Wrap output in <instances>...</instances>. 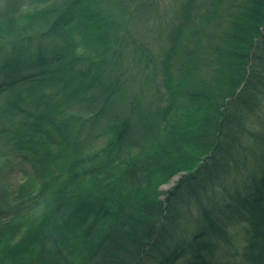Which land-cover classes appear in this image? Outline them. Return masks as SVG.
I'll return each mask as SVG.
<instances>
[{
  "label": "trees",
  "instance_id": "1",
  "mask_svg": "<svg viewBox=\"0 0 264 264\" xmlns=\"http://www.w3.org/2000/svg\"><path fill=\"white\" fill-rule=\"evenodd\" d=\"M84 1L0 0V185L18 162L24 178L0 196V238L23 246L19 220L56 203L76 248L111 216L107 233L78 259L50 224L29 222L24 264H264V0H178L156 89L120 49L155 0ZM184 171L164 200L138 191Z\"/></svg>",
  "mask_w": 264,
  "mask_h": 264
},
{
  "label": "rangeland",
  "instance_id": "2",
  "mask_svg": "<svg viewBox=\"0 0 264 264\" xmlns=\"http://www.w3.org/2000/svg\"><path fill=\"white\" fill-rule=\"evenodd\" d=\"M79 4H81V7H86L87 3L84 0H80ZM149 7L141 10V12H138L135 19L132 22H129L128 25L123 27V36L125 40V44L120 48L123 53H124V59L126 61V65L130 68L131 74L133 76H137L138 79H140L141 82H144L148 75L150 73L154 74V82L153 86L156 89L157 84L163 85V79L164 76L162 74V67L160 65V62L158 60L155 61V56L159 54L160 49L163 47L164 38L166 37L165 35H161V31L164 32L166 30L167 22L165 19L169 15V11L172 10V8L178 5V0H155L151 3H149ZM43 7V6H42ZM39 7H32L29 9H26L22 12L23 15L18 16L19 19L29 17L36 12H38L41 8ZM172 12V11H171ZM1 27V26H0ZM76 27V32L77 27L79 25H74ZM75 32V35L77 34ZM74 36V34H73ZM35 44L38 46H43L47 44V40L44 39L43 35L39 34L36 36V41ZM142 52L150 53L152 60L158 64L157 69H155L154 65L151 63L149 66H143L142 63L140 64V61L144 59H141L142 57ZM157 59V58H156ZM155 69V71H154ZM164 91V90H163ZM153 110L156 111L157 108V102H153L152 106ZM147 108V107H145ZM144 109V108H143ZM144 113V112H143ZM145 114V113H144ZM153 113V111L151 112ZM146 117L150 115V113L145 114ZM145 131L146 129L144 126H142L141 131ZM168 140V139H167ZM105 142H101L99 146H105ZM255 161H253V164ZM14 171L9 170L7 173V176L5 177V182H2L0 185V196H10L11 193L8 192V184L16 183V182H22L24 181V178L22 174H20L23 170L22 168V163L18 162L14 166ZM187 172H179L176 173L175 176H173L168 183L163 184L161 187L158 189H153V190H139L141 192H145L148 194L149 197L153 200H164L168 197V194L175 193L177 191L178 184L180 183L181 179L186 176ZM133 194L140 195L139 192L135 191ZM14 200V197L11 198ZM55 202H58V200H55ZM8 203L4 202L3 200L0 201V225L3 224L4 226V221L8 218L7 212H5L4 208L8 207ZM58 207V206H57ZM56 203L53 205H50L49 208L46 210V212H43L41 215H39L37 218L31 219V221H26V218H21L18 222V224H21L22 226H18L20 233L19 235L16 236L17 240L20 241V245L23 246H18L19 244H14L12 238V241L9 240L7 237H1L0 238V261H4L6 264H24L29 257L34 255V248H29L32 241L33 234L38 233V231H32L30 234L28 233V229L34 228V226L30 227L29 222H33V224L36 227H42V228H49V224L51 225L50 228H52V231L55 235V237L61 241V242H68L72 244L74 254L77 253V258L82 259L83 254H91L93 253L97 248L96 240L98 238H102L105 236L107 231L105 230V226L108 224L110 217L111 216H106L107 222L103 224V231L101 232L100 236L97 237L95 240H88L86 245L83 244L84 246H80L76 248L75 243H77V238L75 235H71L72 232L70 229H72L71 226L65 225L66 222L61 219L63 218L62 216H58L57 218L54 219V214L56 212ZM53 218V219H52ZM55 220L56 224L54 223L51 224L49 221ZM54 225V226H53ZM57 225V226H56ZM81 228L85 229L84 226ZM50 231V230H49ZM24 233L27 235H24ZM100 241V240H99ZM112 241V239L110 240ZM234 250L238 249L233 247ZM76 258H73V260H78ZM80 261H73V264H78ZM80 264H87L85 260L81 262ZM93 264V263H92Z\"/></svg>",
  "mask_w": 264,
  "mask_h": 264
},
{
  "label": "bare ground",
  "instance_id": "3",
  "mask_svg": "<svg viewBox=\"0 0 264 264\" xmlns=\"http://www.w3.org/2000/svg\"><path fill=\"white\" fill-rule=\"evenodd\" d=\"M263 100H264V98H263Z\"/></svg>",
  "mask_w": 264,
  "mask_h": 264
}]
</instances>
